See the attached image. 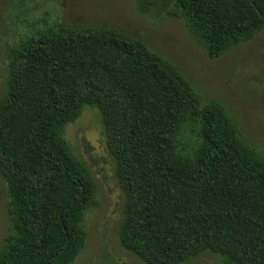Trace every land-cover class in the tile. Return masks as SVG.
Wrapping results in <instances>:
<instances>
[{
	"label": "trees",
	"instance_id": "trees-1",
	"mask_svg": "<svg viewBox=\"0 0 264 264\" xmlns=\"http://www.w3.org/2000/svg\"><path fill=\"white\" fill-rule=\"evenodd\" d=\"M185 23L211 58L264 28V0H136ZM99 111L124 196L121 245L146 264L205 250L264 264V159L220 102L117 29L54 25L9 56L0 95V177L10 224L0 264H73L96 182L65 138ZM190 129L182 132L184 125Z\"/></svg>",
	"mask_w": 264,
	"mask_h": 264
},
{
	"label": "rangeland",
	"instance_id": "rangeland-1",
	"mask_svg": "<svg viewBox=\"0 0 264 264\" xmlns=\"http://www.w3.org/2000/svg\"><path fill=\"white\" fill-rule=\"evenodd\" d=\"M138 5L136 0H0V95L11 51L36 31L54 25L113 28L142 40L171 62L203 104L222 103L246 142L264 159V28L211 58L182 20L156 9L143 13ZM65 138L97 186L96 205L84 220L85 249L73 264H146L120 243L124 196L99 111L85 107L67 126ZM9 224L6 184L0 177V249ZM179 264L227 263L223 255L205 250Z\"/></svg>",
	"mask_w": 264,
	"mask_h": 264
}]
</instances>
